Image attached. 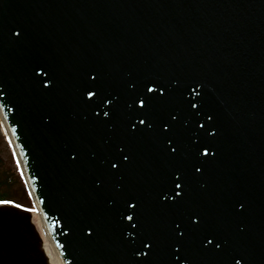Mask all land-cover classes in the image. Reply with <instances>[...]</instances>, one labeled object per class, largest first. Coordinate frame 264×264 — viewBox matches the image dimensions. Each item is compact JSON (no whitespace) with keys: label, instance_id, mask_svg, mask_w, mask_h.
Instances as JSON below:
<instances>
[{"label":"water","instance_id":"water-1","mask_svg":"<svg viewBox=\"0 0 264 264\" xmlns=\"http://www.w3.org/2000/svg\"><path fill=\"white\" fill-rule=\"evenodd\" d=\"M0 113L64 264H264V0H0Z\"/></svg>","mask_w":264,"mask_h":264},{"label":"rangeland","instance_id":"rangeland-1","mask_svg":"<svg viewBox=\"0 0 264 264\" xmlns=\"http://www.w3.org/2000/svg\"><path fill=\"white\" fill-rule=\"evenodd\" d=\"M0 170L2 173H5L6 171H8V172L16 171V172L20 173V175L23 174V171L20 167L17 155L15 153L13 144L11 142L8 129L5 125V122H4L1 114H0ZM5 207L6 206H0L1 209H14L15 210V208H12V207H7V208H5ZM30 213L32 214L31 217H29L28 215H24L22 213L21 214L24 217L30 218L32 220L33 226L35 227V229L33 230L34 233H32V238L38 244H40V243L45 244L47 247L48 253L51 255L52 250L48 246L49 245V239H48V236H47L45 230L42 228V225L40 223L41 219L38 215V212H37V210L34 209V211L33 212L30 211ZM35 233H38L37 235L39 236L40 240H39V238L36 237Z\"/></svg>","mask_w":264,"mask_h":264},{"label":"trees","instance_id":"trees-1","mask_svg":"<svg viewBox=\"0 0 264 264\" xmlns=\"http://www.w3.org/2000/svg\"><path fill=\"white\" fill-rule=\"evenodd\" d=\"M0 204L34 211L33 200L20 173L16 171L2 173L0 170Z\"/></svg>","mask_w":264,"mask_h":264},{"label":"bare ground","instance_id":"bare-ground-1","mask_svg":"<svg viewBox=\"0 0 264 264\" xmlns=\"http://www.w3.org/2000/svg\"><path fill=\"white\" fill-rule=\"evenodd\" d=\"M1 114V113H0ZM2 116V115H1ZM3 118V117H2ZM3 120H4V118H3ZM4 122H5V120H4ZM5 125H6V127H7V124H6V122H5ZM7 129H8V127H7ZM8 132H9V129H8ZM9 135H10V139H11V142H12V144H13V147H14V150H15V153H16V155H17V158H18V161H19V164H20V167H21V169H22V171H23V176H24V179H25V182H26V184H27V187H28V190H29V185H28V181H27V178H26V174H25V169H24V166H23V163H22V161H21V158H20V155H19V153H18V150H17V148H16V145H15V142H14V140H13V137H12V135H11V133L9 132ZM29 193H30V195H31V198H32V200H33V203H34V205H36V207H37V212H38V215H39V217H40V219H41V225H42V228L45 230V232H46V234H47V236H48V239H49V247L51 248V250H52V254L50 255L49 253H48V251H47V247H46V245L45 244H43V243H40V244H38V255L39 256H41V257H43L44 259H45V261H46V263L47 264H64V261H63V259H62V257H61V255H60V253H59V251H58V249H57V247H56V245H55V243H54V241H53V239H52V236H51V234H50V232L48 231V229H47V225H46V222H45V220H44V217H43V215H42V212H41V209H40V207L38 206V203L36 202V200H35V198H34V195L30 192V190H29ZM0 206H3V205H0ZM20 212L22 213V214H24V215H28L29 217H31L32 216V214L30 213V211H27V210H20ZM34 227V226H33ZM34 229H35V227H34ZM33 229V230H34ZM34 233V232H33ZM38 233H35V235H36V237L37 238H39V236L37 235ZM39 240H40V238H39ZM49 254V255H48ZM52 256V257H51Z\"/></svg>","mask_w":264,"mask_h":264}]
</instances>
